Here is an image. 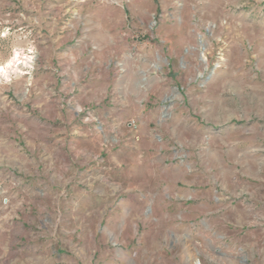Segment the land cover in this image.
<instances>
[{"label":"rangeland","instance_id":"374dc122","mask_svg":"<svg viewBox=\"0 0 264 264\" xmlns=\"http://www.w3.org/2000/svg\"><path fill=\"white\" fill-rule=\"evenodd\" d=\"M264 264V0H0V264Z\"/></svg>","mask_w":264,"mask_h":264},{"label":"bare ground","instance_id":"6f19581e","mask_svg":"<svg viewBox=\"0 0 264 264\" xmlns=\"http://www.w3.org/2000/svg\"><path fill=\"white\" fill-rule=\"evenodd\" d=\"M195 264H200V262L199 261H196V263Z\"/></svg>","mask_w":264,"mask_h":264}]
</instances>
